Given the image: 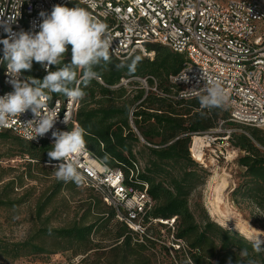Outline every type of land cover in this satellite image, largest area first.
<instances>
[{
	"label": "trees",
	"instance_id": "1",
	"mask_svg": "<svg viewBox=\"0 0 264 264\" xmlns=\"http://www.w3.org/2000/svg\"><path fill=\"white\" fill-rule=\"evenodd\" d=\"M145 50L153 55L152 59L137 51L125 60L116 59L110 54V63L95 65L93 70L99 74L103 84L97 79L85 84L82 80L83 70L76 69V81L70 87L78 82L85 96L77 101L73 117L78 127L85 130L86 148L108 167L120 168L127 184L138 188L147 185V192L154 202L149 217L166 220L176 216L178 225L175 236L185 242L188 260L192 264H264V245L211 220L206 212L202 217L203 224H197L188 205V198L198 185L199 172L204 174L202 167L190 154L191 137L214 129L220 119H227V112L222 106H202L198 97L175 99L176 87L169 83L168 78L180 71L184 55L158 43H145ZM137 58L136 69L130 72L128 65ZM70 61L69 52H66L63 63L68 64ZM57 67H63V64L52 66L51 70L55 71ZM22 75L26 79L33 77L42 80L47 72L41 64L33 61L31 70H22ZM132 77L146 78L149 85L153 84V78L157 90L169 96L136 88L135 94L130 97L126 95V87L113 88L122 78ZM133 84L138 85V82ZM47 94L65 96L54 92ZM131 109L132 124L129 121ZM225 124L233 125L229 122ZM237 126L248 134H230L229 141L244 152L237 159V164L245 169L246 179L232 191L231 196L233 200L239 196L241 201L252 203L264 217V153L258 147L264 148V131L250 126ZM0 138L17 145L31 163H47L50 166L57 163L49 160L47 153L52 145L47 141L34 144L9 131L0 132ZM131 172L132 178L129 177ZM11 185L12 182H9L2 187L6 191L5 197L13 190ZM62 185L63 181L59 182L57 190ZM97 198L93 201L94 205L87 209V214L95 217L91 221L83 219L81 224L69 227L42 228L40 234L57 242L78 243L86 247L102 222L107 223L114 216L113 210ZM49 200L37 206V217H41ZM7 201L1 199L0 204L5 205ZM114 225V240L119 245L130 248L132 243H136L144 247L145 243L133 242L124 224L115 222ZM33 240L11 242L0 238V262L17 261L22 256L47 252L43 245ZM20 261L30 264L35 259L29 257Z\"/></svg>",
	"mask_w": 264,
	"mask_h": 264
},
{
	"label": "built area",
	"instance_id": "2",
	"mask_svg": "<svg viewBox=\"0 0 264 264\" xmlns=\"http://www.w3.org/2000/svg\"><path fill=\"white\" fill-rule=\"evenodd\" d=\"M57 4L69 8L83 7L94 20L106 24V35L111 40L110 54L116 59L125 60L137 51L152 59L153 55L145 50L147 42L183 54L180 71L168 78L176 87L175 99L200 98L206 94V87L216 82L227 97L222 105L227 119H220L218 126L229 122L264 130V0H91V3L85 0H0V39L7 38L5 24L13 33L21 30L38 32L42 22L40 12L50 14ZM2 48L0 45V57ZM67 48L71 57V46ZM6 73V63H0V96L14 90ZM185 74L188 80H179ZM20 79H25L22 73ZM151 79L152 85L146 78H122L113 88H141L169 96L159 92L156 81ZM97 80L103 84L100 78ZM135 81L138 86L133 85ZM47 95V108L59 113L53 129L47 134L32 139L35 132L27 122L35 117L30 110L20 117H10L8 125L0 127V132L9 131L34 144L47 141L53 145L52 131H71L78 127L73 117L77 101L66 95ZM132 112L131 109V124ZM65 116L69 120L67 124ZM215 132L211 129L191 137L189 151L194 160L193 138L205 134L204 140L210 146L217 138ZM230 134L228 130L223 137H218L227 147L230 146ZM139 138L144 142L142 137ZM202 151L205 153L204 147ZM77 168L82 185L90 188L113 210V221L124 224L135 241L159 242L160 234L166 230L171 239L169 249L174 252L186 250L185 242L175 236L176 216L166 220L148 216L154 202L147 192V185L138 188L127 184L120 168L108 167L87 148L79 158ZM129 177H133L132 172ZM30 264L56 263L50 260Z\"/></svg>",
	"mask_w": 264,
	"mask_h": 264
},
{
	"label": "rangeland",
	"instance_id": "3",
	"mask_svg": "<svg viewBox=\"0 0 264 264\" xmlns=\"http://www.w3.org/2000/svg\"><path fill=\"white\" fill-rule=\"evenodd\" d=\"M135 90L127 88L126 95L131 97ZM213 130L216 131V140L210 143V146H204V158L197 161L204 174L199 172L198 185L188 198L189 209L197 224H203L202 217L205 212L215 221L216 217L211 213L208 201L219 193L222 199L219 209L227 215L226 220L219 223L235 231L234 226L241 222L247 230L259 231V242L264 245V217L260 211L252 203L241 201L239 196L236 197L237 200H233L231 196L232 191L246 179L245 169L237 164V159L244 152L231 143L227 147L225 142L218 138L223 137L228 130L231 134L248 133L237 125L227 124L221 127L217 125ZM200 136L204 138L205 134ZM207 143L205 139V144ZM258 147L264 153V148ZM22 154L17 145L0 138V200L8 199L5 205L0 204V238L11 242L35 239L33 241L43 245L47 251L35 256H22L21 259L32 257L36 263L54 260L56 264H192L188 260L187 248L179 252L169 249L171 239L166 230L160 234L159 242H147L143 248L136 243H132L130 248L119 245V242L114 240L116 227L113 220L107 223L103 221L91 235L86 247L78 243L57 242L40 234L42 228H64L81 224L83 219L91 221L93 216L87 214V209L94 205L93 201L98 198L90 188L82 184L74 185L72 181H63V185L57 190V184L62 180L57 179L56 169L47 163H31L30 159ZM231 155L232 157H229ZM214 173H225L228 176V184L221 193L209 189L210 182H215V179H212ZM9 182H12L13 190L5 197L6 191L2 187ZM48 198V206L41 217H37V206ZM177 225L175 222L176 230ZM21 259L0 264H24Z\"/></svg>",
	"mask_w": 264,
	"mask_h": 264
},
{
	"label": "clouds",
	"instance_id": "4",
	"mask_svg": "<svg viewBox=\"0 0 264 264\" xmlns=\"http://www.w3.org/2000/svg\"><path fill=\"white\" fill-rule=\"evenodd\" d=\"M85 2L91 3V0ZM39 15L42 22L38 32L21 30L13 33L11 27L5 24L4 31L8 35L0 39V45H3L0 63H6V74L14 89L0 96V127L7 126L10 117H20L30 110L35 117L27 122L35 132L32 139L52 130L58 118L59 113L55 109L47 108V92L64 94L72 101L81 100L85 92L79 86L70 87L76 81V69L83 70L82 80L87 84L99 79V74L93 70L95 65L111 62L107 26L94 20L87 9L78 5L69 8L57 4L50 14L42 11ZM68 45L71 46V61L64 64ZM33 61L41 64L47 75L42 80L33 77L20 79L22 70H31ZM138 61L139 58L128 65L130 72L135 71ZM61 64L63 67L51 70L52 66ZM201 78L204 79L203 76ZM179 80L187 81L188 77L185 74ZM205 91L206 94L200 96L202 106L220 107L226 102V94L218 83L211 82ZM64 122L69 123L66 116ZM84 136L85 130L80 127H73L71 131H52L54 143L47 155L50 161L58 162L52 165L57 179L77 184L81 182L77 163L86 150Z\"/></svg>",
	"mask_w": 264,
	"mask_h": 264
},
{
	"label": "bare ground",
	"instance_id": "5",
	"mask_svg": "<svg viewBox=\"0 0 264 264\" xmlns=\"http://www.w3.org/2000/svg\"><path fill=\"white\" fill-rule=\"evenodd\" d=\"M208 146L205 144V140L201 136H195L193 138V144H192V151L194 154V157L198 161H202L204 158V153L202 151V147ZM229 157H232L229 156ZM216 171V170H215ZM222 174V173H221ZM218 175L217 173H214V176L212 179H215V182H210V191L214 192H220L223 189L226 188L228 184V176L224 173L222 175ZM221 193V192H220ZM216 194V193H215ZM213 195V194H212ZM222 202V199L220 197V194L218 193L216 196H212V198L208 201V206L211 211L216 217V222H223L226 220L225 214L219 209V203ZM234 230L241 233L244 237H246L248 240H255V241H261L260 232L257 230H247V228L244 227V224L240 222V224L234 226Z\"/></svg>",
	"mask_w": 264,
	"mask_h": 264
}]
</instances>
